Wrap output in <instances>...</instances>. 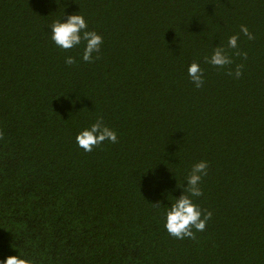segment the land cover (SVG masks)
Returning a JSON list of instances; mask_svg holds the SVG:
<instances>
[{
  "label": "trees",
  "instance_id": "1",
  "mask_svg": "<svg viewBox=\"0 0 264 264\" xmlns=\"http://www.w3.org/2000/svg\"><path fill=\"white\" fill-rule=\"evenodd\" d=\"M74 13L103 36L92 63L51 39ZM217 46L239 79L205 62ZM99 117L119 142L85 152ZM0 129V260L264 264V0H0ZM201 160L213 215L176 239L166 213Z\"/></svg>",
  "mask_w": 264,
  "mask_h": 264
},
{
  "label": "clouds",
  "instance_id": "2",
  "mask_svg": "<svg viewBox=\"0 0 264 264\" xmlns=\"http://www.w3.org/2000/svg\"><path fill=\"white\" fill-rule=\"evenodd\" d=\"M51 39L64 50H70L84 43L82 59L86 63H92L99 59L101 45L103 44L102 34L94 30H88V22L82 14L74 13L68 16L67 20H56L51 25ZM241 33L249 40L255 39L254 33L249 31L248 26L241 25ZM239 34H234L228 39V48L237 49L236 56L247 59V52H242L238 47ZM205 62L217 68H227V74L239 79L244 70V65L237 64L235 70L230 67L234 61L223 46H217L211 57H205ZM67 65L77 63L76 58L67 56ZM188 75L197 88L204 85V69L199 63L193 62L188 68ZM4 131L0 129V139L4 138ZM105 141L118 143V135L115 130L107 126L102 117L96 119L89 128L80 131L76 136L77 145L85 152H92L94 148L102 145ZM209 164L206 160L195 163L187 177V187H184L183 195L172 202L166 213L165 228L168 234L176 239L185 238L195 240L196 232L205 231L208 221L213 213L203 210L194 202L193 197L203 195L201 188L202 178L208 174ZM195 229V231H193ZM0 264H35V261L22 255H9L6 259L0 260Z\"/></svg>",
  "mask_w": 264,
  "mask_h": 264
}]
</instances>
